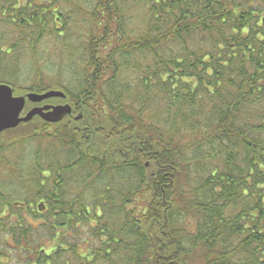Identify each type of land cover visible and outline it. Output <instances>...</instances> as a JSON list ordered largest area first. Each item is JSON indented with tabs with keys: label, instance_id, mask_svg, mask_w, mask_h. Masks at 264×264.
Segmentation results:
<instances>
[{
	"label": "trees",
	"instance_id": "1",
	"mask_svg": "<svg viewBox=\"0 0 264 264\" xmlns=\"http://www.w3.org/2000/svg\"><path fill=\"white\" fill-rule=\"evenodd\" d=\"M255 10L0 0V85L71 107L0 134V264H264Z\"/></svg>",
	"mask_w": 264,
	"mask_h": 264
},
{
	"label": "water",
	"instance_id": "2",
	"mask_svg": "<svg viewBox=\"0 0 264 264\" xmlns=\"http://www.w3.org/2000/svg\"><path fill=\"white\" fill-rule=\"evenodd\" d=\"M13 89L8 85H0V134L16 129L20 124L29 123L35 117H39L43 122L58 123L67 115H71V107H36L30 110L25 116L27 102L41 104L50 99H65L64 92L48 91L45 94H27L24 96H14Z\"/></svg>",
	"mask_w": 264,
	"mask_h": 264
},
{
	"label": "flooded vegetation",
	"instance_id": "3",
	"mask_svg": "<svg viewBox=\"0 0 264 264\" xmlns=\"http://www.w3.org/2000/svg\"><path fill=\"white\" fill-rule=\"evenodd\" d=\"M259 1H260V4L259 6H257L253 4V0H247V12L248 11L250 12L251 9L253 8L256 9L255 10L256 14L254 15V17L256 19L257 24L260 22V27L263 28L264 27V0H259ZM43 106H46V105H43ZM56 106H59V104Z\"/></svg>",
	"mask_w": 264,
	"mask_h": 264
},
{
	"label": "rangeland",
	"instance_id": "4",
	"mask_svg": "<svg viewBox=\"0 0 264 264\" xmlns=\"http://www.w3.org/2000/svg\"><path fill=\"white\" fill-rule=\"evenodd\" d=\"M253 4H255V5H257V6H259V4H260V1L259 0H253ZM18 97V96H17ZM50 105H56V104H60L58 101L57 102H51V103H49ZM28 107V106H27ZM34 108V107H33ZM32 108V106L31 107H28V110L26 111V113L27 112H29L31 109H33ZM24 116V115H23ZM34 126V125H33ZM32 126H30V128H31ZM33 128V127H32ZM26 131H30V129H28V130H26ZM23 133V131L22 132H14V133H12V132H9V133H6V134H4L3 136H2V138H1V140L3 139V140H5V141H11V140H13V139H16L17 137H19V136H21V134ZM9 143V142H8Z\"/></svg>",
	"mask_w": 264,
	"mask_h": 264
}]
</instances>
